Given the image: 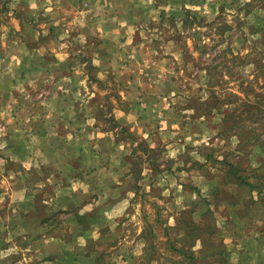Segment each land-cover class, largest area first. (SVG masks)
I'll list each match as a JSON object with an SVG mask.
<instances>
[{"label":"rangeland","instance_id":"374dc122","mask_svg":"<svg viewBox=\"0 0 264 264\" xmlns=\"http://www.w3.org/2000/svg\"><path fill=\"white\" fill-rule=\"evenodd\" d=\"M264 264V0H0V264Z\"/></svg>","mask_w":264,"mask_h":264},{"label":"trees","instance_id":"16d2710c","mask_svg":"<svg viewBox=\"0 0 264 264\" xmlns=\"http://www.w3.org/2000/svg\"><path fill=\"white\" fill-rule=\"evenodd\" d=\"M192 264V263H191Z\"/></svg>","mask_w":264,"mask_h":264}]
</instances>
